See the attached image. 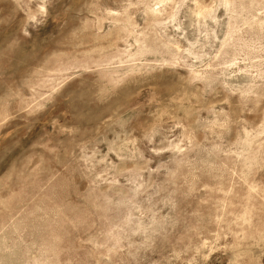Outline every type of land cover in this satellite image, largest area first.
<instances>
[{
  "label": "rangeland",
  "instance_id": "rangeland-1",
  "mask_svg": "<svg viewBox=\"0 0 264 264\" xmlns=\"http://www.w3.org/2000/svg\"><path fill=\"white\" fill-rule=\"evenodd\" d=\"M0 264H264V0H0Z\"/></svg>",
  "mask_w": 264,
  "mask_h": 264
}]
</instances>
